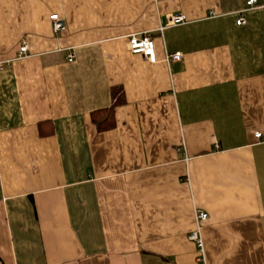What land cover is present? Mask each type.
<instances>
[{"label":"crops","instance_id":"crops-1","mask_svg":"<svg viewBox=\"0 0 264 264\" xmlns=\"http://www.w3.org/2000/svg\"><path fill=\"white\" fill-rule=\"evenodd\" d=\"M248 1L0 0V264H196L198 230L209 264H264V0ZM145 34L155 63L128 49Z\"/></svg>","mask_w":264,"mask_h":264},{"label":"built area","instance_id":"built-area-1","mask_svg":"<svg viewBox=\"0 0 264 264\" xmlns=\"http://www.w3.org/2000/svg\"><path fill=\"white\" fill-rule=\"evenodd\" d=\"M257 3V0H249L248 6L249 8H254ZM50 20L52 21L53 32L58 35L66 31V24L64 19L59 14L51 15ZM187 22V18L184 14H178L170 19L171 26H180L184 25ZM246 23V20L243 16L239 18L237 21L238 25H243ZM128 49L132 54H141L145 56L150 62L155 63L157 61L156 57V44L155 39L151 34H145L141 37L133 35L130 37L128 41ZM28 53L27 44H23L20 48L19 57H26ZM75 55L73 53H69L68 61L70 63L74 62ZM183 55L181 53L168 54L166 57L167 62H179L182 61ZM9 64L8 62H0V70H4L5 66ZM256 138L260 140H264V135L262 133H256ZM207 218V214L201 213L198 216V220H205ZM190 240L194 241L197 247V256H196V264H209L207 261L206 251L203 239L200 235L199 230L193 233L190 236Z\"/></svg>","mask_w":264,"mask_h":264},{"label":"trees","instance_id":"trees-1","mask_svg":"<svg viewBox=\"0 0 264 264\" xmlns=\"http://www.w3.org/2000/svg\"><path fill=\"white\" fill-rule=\"evenodd\" d=\"M110 116H108L106 119L105 118H101L100 116H97L95 118V122L97 123L99 129L101 130H105L108 129L110 127L114 126V120H113V110L110 111Z\"/></svg>","mask_w":264,"mask_h":264}]
</instances>
